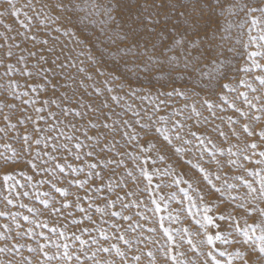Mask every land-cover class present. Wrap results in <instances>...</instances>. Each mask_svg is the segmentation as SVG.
Wrapping results in <instances>:
<instances>
[{
    "label": "rangeland",
    "instance_id": "374dc122",
    "mask_svg": "<svg viewBox=\"0 0 264 264\" xmlns=\"http://www.w3.org/2000/svg\"><path fill=\"white\" fill-rule=\"evenodd\" d=\"M135 3L136 0H72V3H68V0H14L16 9L14 15L12 7L7 6V0H0V13H2L0 15V128L5 129L4 132H0V213H4L0 215V233L13 238L11 240L0 239V247L10 248L12 244L19 242L18 250L0 253V262L3 264H8L9 260L13 261V264H26L28 260H31L32 264H39V261L43 259L42 254L39 251L29 252L28 248L29 246L37 248L38 242H43L42 237L38 235L41 231L57 243H67L69 250L80 254L85 264H94V262L83 255L79 241L75 239L76 236L88 241L83 246V251L87 252L88 256L96 252L94 259L100 264H108L109 261H112V264H137L134 260L137 255L140 256L139 264H149L150 260H154L155 264H172L169 255L166 254V249L172 245L160 227L161 217H163L164 227L171 231L174 243L179 245V247L172 246L171 255H176L181 264H212V258L208 256L210 249L218 259L225 261V264L229 259L233 261V264H243V260L236 257V252L243 253L244 259L248 260L249 264H264V257H261L255 250L252 242L243 243L242 236L229 229L227 223L219 220V214L225 210L226 205L227 211L232 212L236 208V202L229 201L227 193L221 196L220 193L211 189L206 181L197 179L198 170L192 168V164L197 162L204 165L213 173V181L220 187L225 186V181L236 184L237 187L233 189L232 195L239 197L245 196L247 190L236 177L244 175L249 180L254 179L248 176L240 165H245L249 171L264 168V165L256 166L243 159L245 155H252V150L248 148V145L253 142L260 146L257 152L264 150V140H261L259 136V133L264 131V112L259 111L264 108V85H261L257 79L259 76H264V71L255 68L248 56L250 52H264V48H258V44L264 42L252 43L249 40L250 31L252 36H258L264 28V18L261 17L259 11L246 15L248 8L264 7V0H211L212 10H209L201 0L203 19L197 25L200 31L199 40L202 41L201 51L207 50L206 55L210 56L223 49L228 57L227 78L219 84H230L234 90L230 91L225 88L222 92L219 86L209 89L204 80L194 86L187 75L177 78V73L167 70L163 78L158 80L161 76L160 71H149L145 68L146 64L149 68L151 67L147 55L137 58L134 55L137 51L135 48L128 53L123 51L125 45L121 41L124 40L126 34L127 43L132 42L131 29L134 27V14L137 12L132 5ZM194 3L195 0H170L165 10L169 11L174 19L180 12L187 11L189 15H192ZM58 4L62 6L57 7ZM63 5H67V8ZM181 5L186 7H181ZM195 15L198 17L201 15L199 8ZM252 16L261 20L256 28H250ZM56 29L60 31L57 32ZM65 31L69 34L65 35ZM72 33H75V36ZM43 40H48V44L42 45ZM77 41L81 43L78 44ZM141 43L143 44V41ZM53 46L57 52L63 48L61 60L65 55H71L78 57L74 61L78 65L79 61H84L81 66L93 75V80L87 81L85 89L81 91H85L86 100L91 99L96 106H99V102L96 100L92 85L93 83L97 86L104 85V77L95 72L96 68H100L109 77L107 86L122 83L125 92L130 87L149 88L154 97L157 91H168L173 87L194 88L199 93L198 97L194 96L189 101L181 97H173L164 111L170 113L173 108L180 110L179 120L186 122L205 143L200 145L194 137H191L193 142L187 146L189 151L180 155L172 151L161 153L165 155L163 162L158 159V153L154 150L150 154L152 158L148 159L145 165L146 170L152 175V182L149 184L134 159L138 154L135 142H128L120 135H115V140L119 141L117 148L125 153L123 156H117L115 149L109 151L115 141L113 140L114 134H110L108 129L92 128L88 123V118L77 117L74 113L67 118L61 116L63 123H60L47 115L48 111L55 112L57 116L60 115L61 110L55 104H50L45 106L47 111L42 113L45 120L39 121V126L45 129L39 136L44 137L50 134L56 138L55 142L58 144L65 143L66 136H73L74 139L67 142L72 152L68 153L64 149L51 152L50 147L44 149L43 139L39 146L30 141L31 150H26L28 145L24 143L25 135L31 137L32 140L37 138L35 126L28 117L35 120L37 116L35 107L41 106L44 100H56L60 103V94L65 91L62 86L63 77L60 69H56L55 76L51 71L45 75V72L40 70L41 65L45 70L49 65L39 61V56L45 55L50 62L54 57L47 52V49ZM228 48L232 51H227ZM9 50L12 52L11 57L6 55ZM33 51L36 52V56L29 55ZM81 51H84L86 55H78ZM140 51H143V48ZM88 55H91L98 63L92 64V61L87 58ZM148 55H151V52ZM20 57L24 58L23 61L17 62ZM254 59L264 65V56H256ZM8 64L12 65L11 72H6ZM245 67L250 71H243ZM22 70L32 71L33 76L23 75ZM70 72L76 76L77 80L83 75L77 73L75 68L70 69ZM113 77H119V79L113 81ZM241 81H245L246 84H242ZM53 85L56 86L55 89ZM246 85H251V87ZM75 87L76 85H73V88ZM32 88L36 91H32ZM24 92L28 95L23 96ZM116 92L120 93V89L117 88ZM88 93L92 95L88 97ZM241 93H246L248 99L256 107H249ZM221 95L226 97V100L220 99ZM256 97H260V100L255 99ZM205 98L217 105L213 109L215 116L206 111L205 107H201L200 102ZM104 99L103 95L99 97L100 101ZM25 100H37L39 103L25 104ZM193 100L196 101L198 111L202 113L199 118L191 113ZM129 102L132 101L129 100ZM135 103L141 104L138 99ZM186 103L188 107H185ZM233 103L247 113V118L229 106ZM143 106H148V101H144ZM112 107L115 112L122 111L118 106L113 105ZM104 111L108 110L104 109ZM130 115L129 112L128 116ZM188 115H192L191 120L186 119ZM5 116L8 117L7 120ZM229 117L235 123H232ZM92 119L95 123L103 121L111 124V121H104L103 117H100L99 121L96 117ZM48 123H51L56 131L49 133ZM245 123L253 132L252 136L243 131L242 126ZM9 125H15V127L12 128ZM71 125L76 127L72 128ZM184 131L186 134L188 128L186 127ZM221 131L225 135L221 136ZM140 135L143 136V132ZM152 135L155 133L153 132ZM89 136L93 139L89 140L87 138ZM186 138L189 137L186 136ZM209 140L212 143H208ZM76 142L82 145L79 150L75 148ZM151 142L157 143L156 140ZM51 143L52 141H49V145ZM229 148L233 152H238V155L229 157ZM220 149H223L222 155ZM37 150H40L43 160L48 161L47 165H41V167L52 168L60 164L65 168L64 173H60L59 169L55 170L54 175L39 169L34 171L27 161L35 156ZM44 151H49L50 155L55 156L56 159L49 160L48 156H44ZM89 151H93L92 156L87 155ZM213 152L220 160V166H217L211 159ZM77 154L80 155V160L75 158ZM113 158L122 159L123 165L117 167L115 164H109L108 161ZM13 159L16 163L12 162ZM229 159L236 160L237 163L229 164ZM252 159H259V157L253 156ZM153 160L156 161L155 164ZM189 160L191 163L187 162ZM36 162L40 164L39 160ZM143 162L144 157H141L139 163ZM69 163L82 171L73 174L67 168ZM90 164H95L96 168L90 169ZM156 169L159 171L157 172ZM90 172L93 174L89 175ZM95 172L100 173L99 178L95 176ZM129 172L132 176L128 175ZM6 173H11L15 180L4 184L3 176ZM215 174L221 176L220 181L215 180ZM28 176L32 177L31 181L27 180ZM177 179L190 180L192 187L189 188L185 183L176 184ZM76 180L87 181V183L84 187H79L75 183ZM57 187L69 193L67 201L70 203L79 196L81 207L87 209V215L92 219H86L85 213H81L74 206L71 209L54 213L50 207L41 203L42 200H47L49 205L61 208L65 197L56 192ZM256 187L259 185L257 184ZM181 189L187 192L191 200L185 197V192ZM24 192L28 195H23ZM45 193H47L46 196ZM201 196L203 200L200 199ZM8 200L12 203L9 204ZM154 200L156 204L153 203ZM109 202H114V206L110 207ZM257 203L264 207V202L257 201ZM124 204L128 207L125 208ZM157 204L159 211L156 210ZM205 206L212 209L207 215L220 224L219 231L228 235L232 243L224 244L216 241L214 248L207 244L205 232L214 234L218 229L211 226L201 227V224H206L203 220ZM97 207L104 209V212H97ZM29 209L34 211L30 212ZM68 212L72 214L68 215ZM113 212L119 215L113 216ZM234 215L240 219L241 226H244L245 218L249 224H261L264 221V217H260L258 213L245 217L243 210H238ZM25 216L29 217V220H24ZM123 216H130L132 219L124 220ZM32 220L47 223L48 227H36L29 223ZM74 220L81 223L77 225L73 223ZM17 224L21 225L19 229L16 227ZM30 227L36 233L31 237L27 234ZM51 228H55L56 233L50 232ZM153 228L155 231H149ZM85 229L87 231H84ZM17 231L21 233L19 237L16 236ZM60 232L64 233V237L57 240ZM102 232L109 237L107 241L103 240ZM120 235H123L130 243L126 245L123 240L118 239ZM257 235H259V228H257ZM93 238L98 241L97 244H92ZM189 239L192 241L191 245L188 243ZM113 244L125 253L124 257L118 256L114 249L110 253L96 251L101 245L109 247ZM54 251L55 248H51L50 254ZM149 251L154 254L153 257L147 255ZM221 252L226 255L220 256ZM52 264H57V262L53 261Z\"/></svg>",
    "mask_w": 264,
    "mask_h": 264
},
{
    "label": "snow or ice",
    "instance_id": "6c2138e0",
    "mask_svg": "<svg viewBox=\"0 0 264 264\" xmlns=\"http://www.w3.org/2000/svg\"><path fill=\"white\" fill-rule=\"evenodd\" d=\"M168 2H170V0H136V3L132 5L137 9V12L134 14V27L131 29L132 42L130 44L127 43L128 37L126 34L124 40L121 41L125 45L123 51H125V53H128L131 52L133 48H135L137 51L136 53H134V55H136L137 58H142L143 56L147 55L148 60L151 63V67L149 68V66L146 64L145 68L149 71H160L161 76L158 77V80L163 78L165 71L167 70L171 73H177V78H182L183 75H187L191 79L194 86L199 85L201 80H204L206 86L209 89H214L216 86H219L221 92L225 88L229 89L230 91L234 90L232 89V86L230 84H219L220 81L227 78V71L229 70L227 64L228 57L225 51L221 49L220 51H217L210 56L206 55L207 50L203 52L201 51L202 41L199 40L200 31L197 27V25L203 19V8L200 7L201 0H195V3L193 4L192 8V15H189L187 11L180 12L175 19L169 11L165 10L167 8ZM203 2L209 10L213 9L211 0H203ZM68 3H72V0H68ZM7 6L12 7L13 14L15 15L16 9L14 0H7ZM61 6L62 5L60 4L57 5V7ZM63 7L67 8V5H63ZM181 7L186 6L181 5ZM198 8L201 13L199 17L195 15V12ZM257 11H259L261 13V17L264 18V7L248 8L246 15H251L252 13H255ZM0 15H2V13H0ZM109 18H111V16H109ZM260 23V19L256 18L255 16H252L250 21V28H256L257 25ZM25 27H27V25H25ZM56 31L59 32L60 29H56ZM64 34L68 35L69 33L68 31H65ZM72 35L75 36V33H72ZM32 39L34 40L35 37L33 36ZM249 40L252 43H257L258 41L264 42V28L261 29L258 36H252L250 31ZM141 41H143V44L141 43ZM77 43L79 44L81 42L77 41ZM41 44H48V40L41 41ZM245 47H247V45H245ZM141 48H143V51H140ZM258 48H264V43L258 44ZM118 51H120V49H118ZM227 51H232V49L228 48ZM47 52L51 54L54 58L51 59V61L49 62V60L46 59L45 55H40L39 61H42L45 64L49 65L47 70L43 69V65H41L40 70L44 71L45 75H47L48 71H51L53 76H55L56 69H60L61 76L63 77L62 86L64 87L65 91L60 94V103H57L56 100H44L41 106L35 107V112L37 113L35 120H33L32 117H28L29 120H32L35 126L37 138L32 140L31 137L25 135L24 143L28 145V149L26 150H31L32 143L39 146L43 139L44 149H49L50 147L51 152H58L61 149H64L68 153L72 152V149L69 148L67 142L72 141L74 139L73 136H66L65 143L62 144L56 143V138L52 137L50 134L44 137L39 136L41 132L45 131L44 128H41L39 126V121L45 120V116L42 115V113H45L47 111L45 106H48L50 104H55L56 107L61 110L60 115L57 116L55 112L52 111H48L47 115L53 117L60 123H63V120L60 119L61 116L67 118L70 114L74 113V115L77 117L88 118V123L92 128L102 127L104 129H108L110 134H114L113 140L115 141L109 151L115 149L117 156H123L125 153L117 148V144L119 143V141L115 140V135H120L121 138L126 139L128 142H135V147L138 149V154L136 157H134V159L139 164L140 171L143 176L148 180L149 184H151L152 182V175L149 174V172L146 170L145 165L147 164L148 159L152 158L150 154L154 150H156L158 153V159L163 162L165 160V155L161 153L172 151L174 154L180 155L182 153H185L186 151H189L190 149H188L187 146L191 145L193 142L191 137H194L200 145H203L205 143L204 140L197 135V132L191 130L190 126H188L186 122L179 120V117L181 115L180 110L173 108L170 113H165L164 111V109L169 105V102L173 97H181L185 101L192 100V97L194 96L198 97L199 93L196 92L194 88L180 89L173 87L171 90L168 91H157L154 97L151 89L149 88L130 87L128 91L125 92L124 85L122 83L114 84V86H107L109 83V77L106 76L100 68H96L95 72L99 76L104 77L103 86H97L95 83H93L92 85V88L96 95V100L99 102V106H96V104H94L91 99L86 100L85 91H81V89H85L87 81L93 80V75L85 67L81 66L84 64V61H79L78 65L74 62L76 59H78V57H72L71 55H65L64 59L61 60L63 48H61L60 52H57L55 47L53 46L49 47L47 49ZM149 52H151V55H148ZM6 55L8 57H11V50L7 51ZM29 55L36 56V52H30ZM78 55L83 56L86 55V53L84 51H81ZM248 56L252 60V65L255 68H259L264 71V65H261L254 59L256 56H264V52L254 51L250 52ZM87 58L88 60L92 61V64L98 63L93 59L91 55H88ZM23 59V57H20V60L17 62L23 61ZM72 68H75L77 73L83 74L79 80H77L76 76L70 72V69ZM12 70V65L8 64L6 72H11ZM242 70L245 72L250 71V69L247 67ZM22 74L28 77L33 76V72L28 70H22ZM37 74H39V72ZM112 79L113 81H115L119 79V77H113ZM257 79H259L261 85H264V76H259L257 77ZM241 83L246 84L245 81H241ZM73 85H76V87L73 88ZM246 86L249 88L251 87V85ZM55 87L56 86L53 85L54 89ZM117 88L120 89V93L116 92ZM32 91H36V89L32 88ZM69 91L71 92L70 95ZM201 91H203V89H201ZM252 91H256V89H252ZM190 92L191 95H189ZM22 95L27 96L28 93L24 92L22 93ZM87 95L88 97H90L92 94L88 93ZM102 95L105 96V99L100 101L99 97ZM241 95L244 96V101L249 105V107H256V105L248 99L246 93H241ZM136 99L141 102L140 105H137L135 103ZM220 99L226 100V97L221 95ZM255 99L260 100V97H256ZM129 100H131L132 102H129ZM144 101H148V106H143ZM29 102H31L33 105L39 103V101L37 100L24 101L25 104H28ZM200 103L201 107L206 108V111L211 113L213 116L216 115L213 109L217 107V105L214 104L210 99L205 98ZM64 105L68 106L65 107ZM113 105L120 107L122 111L115 112L112 107ZM188 106L189 105L186 103L185 107ZM229 106L233 107L235 111L238 112L241 116L247 118V113L242 111L234 103ZM104 109H107L108 111L105 112ZM259 111L264 112V108L259 109ZM129 112L131 113L130 116H128ZM191 113L197 118L202 116V113L197 109L195 100H193L191 104ZM192 115H188L186 119L191 120ZM125 116H127L128 118H124ZM92 117H96L98 121L100 120V117H103L104 121H111V124L103 121L95 123L93 122ZM113 117H115V119H113ZM4 118L5 120L8 119L7 116H5ZM256 119L259 120L260 117H256ZM229 120L231 121V117H229ZM231 122L235 123L234 121ZM9 127L14 128L15 125H9ZM71 127L75 128L76 126L71 125ZM186 127L188 128V132L185 134L184 130ZM242 127L243 131L246 132L249 136L253 135V132L249 130V126L247 123L243 124ZM4 131V128H0V132ZM47 131L51 133L53 131H56V128L51 123H48ZM141 132H143V136L140 135ZM153 132L155 133V135H152ZM233 134H235V130H233ZM220 135L223 136L225 135V133L221 131ZM186 136L189 138H186ZM259 136L261 140H264V131H261L259 133ZM87 138L89 140L93 139V137L90 136ZM152 140H156L157 143H152ZM30 141H32V143H30ZM49 141H52L51 145H49ZM208 143H212L211 140H209ZM5 147L9 146L5 145ZM81 147L82 145L80 142L75 143V148L77 150H79ZM259 147L260 146L255 142L248 145V148L252 150V155H245L243 159L253 163L256 166L264 165V150L257 152L256 150ZM93 151H89L87 155L92 156ZM220 152L222 155L223 149H220ZM228 155L229 157H233L238 155V152H233L232 149L229 148ZM13 156H15V152H13ZM44 156H48L49 160L56 159L55 156L50 155L49 151H44ZM253 156H258L259 159L253 160ZM141 157H144V162L142 164L139 163ZM75 158L77 160L81 159L80 155L78 154L75 155ZM211 159L217 164V166H220L221 162L219 159L216 158L215 152L212 153ZM37 160L40 161V164L36 162ZM12 162L16 163L14 159ZM155 162L156 161L153 160V164H155ZM187 162L191 163L190 160ZM108 163L115 164L117 165V167H120L123 165L124 161L122 159L113 158L109 160ZM228 163L236 164L237 161L229 159ZM27 164L31 165V168L34 171L39 169L41 171L49 173L50 175H54L56 169H59L60 173H64L65 171V168L62 167L60 164H56L52 168L41 167V165H47L48 161L43 160L40 155V150L36 151L34 157L28 159ZM240 167L244 168L248 176L254 177V179L252 180H249L244 175L236 177V179L239 180L243 184V187L247 190L246 195L243 197L232 195L233 189L237 187L236 184H231L225 181V186L220 187L213 181V173L210 172L208 168H206L199 162L192 164V168L198 170L199 176L196 177L197 179L201 181H206L207 185L210 186V188L213 189L215 192L220 193L221 196L227 193L228 200L236 202V208L233 209L232 212L227 211L226 205L225 210L219 214V220L227 223L229 229L233 230L237 235L242 236L243 243L248 244L249 242H252V244L255 246V250L259 252L261 257H264V221H262L261 224H249L247 219L245 218L244 226H241L240 219L237 215H234L236 211L243 210V214L245 217H250L253 213H258L260 217H264V207L259 206V204L257 203V201L264 202V168H258L249 171V169H247L243 164H241ZM67 168L70 169L73 174L77 173L78 171H82V169L73 167L70 163L67 164ZM89 168L95 169L96 165L90 164ZM156 171L158 172L159 169H156ZM92 174V172L89 173V175ZM94 174L96 177H100L99 172H95ZM21 175H23V173H21ZM128 175L132 176V173L129 172ZM14 180L15 177L11 173H6L3 176L4 184H7L8 181ZM27 180L31 181L32 177L28 176ZM215 180L220 181L221 176L219 174H215ZM16 183H19V181H16ZM75 183L79 187H84L87 181L76 180ZM175 183H185L188 184L189 188L192 187L190 180L177 179L175 180ZM257 184L259 185V187H256ZM53 186L55 187V185ZM181 191H184L185 197L191 200V197L188 196L187 192L184 189H181ZM56 192L60 193L63 197H65V201L63 202L61 208H57L55 207V205H49L47 200H42L41 203H43L46 207H50L52 212L54 213H59L62 210L71 209L74 206L81 213H85L86 219H92L91 216L87 215V209L81 207L79 196L76 197V200L74 202L70 203L67 201L69 193L66 190L57 187ZM23 195L27 196L28 193L24 192ZM44 195L46 196L47 193H45ZM200 199L203 200V197L201 196ZM8 203L11 204L12 201L8 200ZM153 203L156 204V201L154 200ZM221 203H225V201H221ZM109 206H114V202H109ZM123 206L125 208L128 207L127 204H124ZM89 207H91V205H89ZM156 210L159 211L158 204ZM211 210L212 209L208 206L204 207L203 220L206 222V224H201V227L207 228L208 226H211L213 228L218 229V231H216L214 234H208L207 231L205 232L207 244L213 246L214 248L216 241H220L224 244L232 243L233 241L229 240L228 235H224L222 231H219L221 227L220 224L216 223L211 216L207 215V213H209ZM29 211L32 212L34 210L29 209ZM96 211L103 213L104 209L97 207ZM71 214V212H68V215ZM0 215H4V213H0ZM112 215L116 216L119 215V213L113 212ZM122 219L131 220L132 218L130 216H123ZM24 220H29V217L25 216ZM29 223L36 225V227H48L47 223H39L35 220L29 221ZM73 223L79 225L81 222L74 220ZM197 223H200V221H197ZM16 227L19 229L21 225L17 224ZM129 227H131V225H129ZM160 227L163 229V232L167 236L170 244L174 247H179L178 244L174 243V237L172 236L171 231L168 228L164 227L163 217H161ZM257 228H259V235H257ZM49 231L52 233H56L57 230L55 228H51ZM84 231H87V229H85ZM149 231H155V229H149ZM185 232H187V230H185ZM27 234L30 237L36 235V233L31 227L28 229ZM20 235L21 233L17 231L16 236L19 237ZM38 235L42 237L43 242H38L37 248H32L31 246H29L28 251H39V253L42 254L43 259L39 261V264H52L53 261H56L57 264H73V262H75V264H85V260L81 259L80 254L69 250V245L67 243H57L56 241H53L51 237L49 235H46L43 231H41ZM101 236L105 241L109 239V237L103 232L101 233ZM61 237H64L63 232H60L57 235V240H59ZM0 239L11 240L13 238L0 233ZM75 239L79 241L81 252L86 257V259H92L94 264H100L99 261H96L94 259L96 252H93L92 256H88L87 252L83 251V246L88 241L85 239H81L79 236H76ZM118 239L123 240L126 245L130 243V241L125 239L123 235H120ZM236 242L238 243L239 241ZM97 243L98 241L93 238L92 244ZM188 243L190 245L192 244L191 239L188 240ZM18 244L19 242L17 241L16 243L12 244L10 248L7 246L0 247V253H7L12 250H18ZM172 246L166 249V254L169 255L172 264H181V261L178 260L176 255H171ZM20 247H23V245H20ZM53 247L55 248V251L51 252L50 254V249ZM113 249L115 250L118 256H125V253L121 251V249L115 244L110 245L109 247H103L101 245L96 249V251L110 253ZM147 255L149 257H153L154 254L149 251ZM224 255H226V253H220V256ZM227 255L231 256L232 254ZM235 255L236 257L243 260V264H249V261L244 259L243 253L236 252ZM208 256L212 258V264H225V261L218 259L213 254L212 249L208 251ZM134 260L137 262V264H139L140 256H135ZM0 264H3V262H0ZM8 264H13V261L9 260ZM26 264H32V261L28 260ZM108 264H112V261H109ZM149 264H155V261L150 260ZM227 264H233V261L229 259L227 261Z\"/></svg>",
    "mask_w": 264,
    "mask_h": 264
}]
</instances>
